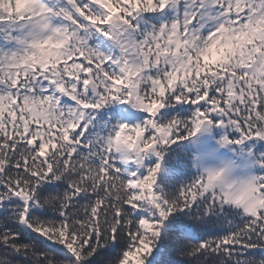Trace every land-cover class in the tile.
<instances>
[{"label": "snow or ice", "instance_id": "snow-or-ice-1", "mask_svg": "<svg viewBox=\"0 0 264 264\" xmlns=\"http://www.w3.org/2000/svg\"><path fill=\"white\" fill-rule=\"evenodd\" d=\"M20 2L0 8V264H264V0ZM252 29L245 61L204 63ZM213 130L235 158L160 187L165 152Z\"/></svg>", "mask_w": 264, "mask_h": 264}, {"label": "trees", "instance_id": "trees-1", "mask_svg": "<svg viewBox=\"0 0 264 264\" xmlns=\"http://www.w3.org/2000/svg\"><path fill=\"white\" fill-rule=\"evenodd\" d=\"M23 7V4L20 2V0H17L15 3V7H10L7 0L3 4H0V8L3 10L11 13L13 11L19 12L20 9ZM247 32V31H246ZM226 37L233 38L230 34H222ZM258 36V34H257ZM256 39V36L252 38V40L248 43L244 44L243 49L240 50V52L234 53L230 58L231 61H240L243 62L247 59V51L248 45L253 42ZM234 40V38H233ZM225 40L221 41L222 43ZM241 52L244 54L241 55ZM44 57V54H42ZM54 56H48L47 58L44 57L45 63L48 62L49 58ZM217 62H220L216 60L214 57H205L204 63L206 65H214ZM37 107H44L43 102H40ZM123 107L121 105H114L110 109L106 110L107 115H111L113 112L122 113ZM28 111H32L31 108L27 109ZM134 111L138 110H132L130 107L128 108V112L132 113ZM192 151L187 146L184 145V141H178L177 144L172 145L167 152H165L164 158L161 161V164L163 165V170L158 173L157 177V184L162 187L165 191L172 189H178L182 185L189 183L193 177L198 173L193 166H192ZM154 162V161H153ZM217 228H220V225L216 226ZM226 228L227 225H224ZM180 257H177V260H179Z\"/></svg>", "mask_w": 264, "mask_h": 264}, {"label": "clouds", "instance_id": "clouds-1", "mask_svg": "<svg viewBox=\"0 0 264 264\" xmlns=\"http://www.w3.org/2000/svg\"><path fill=\"white\" fill-rule=\"evenodd\" d=\"M259 29H252L247 32H242L236 36L233 40L231 37H226L225 41L222 43L217 40L213 43L210 49L206 53V57H214L216 60L221 63L228 60L234 53L240 52L243 49L244 44L250 42L254 36H257ZM63 41H58L56 43H46L45 46H41L43 49L44 57L55 56L56 50H58ZM244 53L241 52V55ZM262 63H264V58H262ZM124 142H127V139L124 138ZM235 197L238 199L240 204H247L250 208H254L258 205V201L254 198L253 192L254 189L251 187H245L243 185H237L234 189Z\"/></svg>", "mask_w": 264, "mask_h": 264}, {"label": "rangeland", "instance_id": "rangeland-1", "mask_svg": "<svg viewBox=\"0 0 264 264\" xmlns=\"http://www.w3.org/2000/svg\"><path fill=\"white\" fill-rule=\"evenodd\" d=\"M240 33H236V34H231L233 36V38H235L236 36H238ZM257 38V36H256ZM217 40L219 41H223L225 40V36L221 35L220 37L217 38ZM216 40V41H217ZM248 43V42H247ZM218 138V133H216L215 130H213L211 133L205 135V136H200L198 138H194L195 142H193L192 140H188V141H184V145L187 146L189 149H191L192 151V155L193 158L194 157H202L205 153L216 149V157L217 159H228V158H235L234 154L224 150V149H218L217 145L215 143L216 139ZM251 150L253 152H256L257 155H259L260 152L264 151V142H256L254 145L251 146ZM192 158V166L194 163V160ZM203 162V163H215L216 160H197V167H193L196 171L199 170V164ZM161 170H163V165L161 164Z\"/></svg>", "mask_w": 264, "mask_h": 264}]
</instances>
